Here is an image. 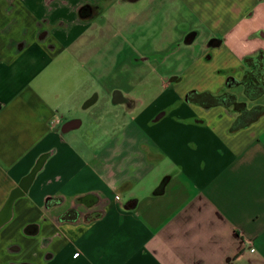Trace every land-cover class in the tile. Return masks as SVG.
<instances>
[{
    "label": "crops",
    "instance_id": "1",
    "mask_svg": "<svg viewBox=\"0 0 264 264\" xmlns=\"http://www.w3.org/2000/svg\"><path fill=\"white\" fill-rule=\"evenodd\" d=\"M259 51L264 0H0V264H264V114L186 101Z\"/></svg>",
    "mask_w": 264,
    "mask_h": 264
},
{
    "label": "trees",
    "instance_id": "2",
    "mask_svg": "<svg viewBox=\"0 0 264 264\" xmlns=\"http://www.w3.org/2000/svg\"><path fill=\"white\" fill-rule=\"evenodd\" d=\"M242 63L244 69L241 78L239 80L228 78L224 88L225 90L241 88L244 101L227 91L218 96H213L207 92L200 94L190 92L186 96L188 103H195L204 109L216 106L231 108L236 114L230 127L231 132L246 128L264 114L262 106L255 105L248 108L245 103V100L255 101L264 95V52L259 51L255 55L246 56L242 59ZM15 193L16 191L11 193L7 202L8 205L15 197Z\"/></svg>",
    "mask_w": 264,
    "mask_h": 264
},
{
    "label": "water",
    "instance_id": "3",
    "mask_svg": "<svg viewBox=\"0 0 264 264\" xmlns=\"http://www.w3.org/2000/svg\"><path fill=\"white\" fill-rule=\"evenodd\" d=\"M190 40H191V39H187V40H186V43H189V42H190ZM67 127H69V126H67Z\"/></svg>",
    "mask_w": 264,
    "mask_h": 264
},
{
    "label": "rangeland",
    "instance_id": "4",
    "mask_svg": "<svg viewBox=\"0 0 264 264\" xmlns=\"http://www.w3.org/2000/svg\"><path fill=\"white\" fill-rule=\"evenodd\" d=\"M149 39V38H148ZM130 40H131V38H130ZM235 90H237L236 88H235ZM247 101V100H246ZM247 102H250V101H247ZM248 107V106H247Z\"/></svg>",
    "mask_w": 264,
    "mask_h": 264
},
{
    "label": "flooded vegetation",
    "instance_id": "5",
    "mask_svg": "<svg viewBox=\"0 0 264 264\" xmlns=\"http://www.w3.org/2000/svg\"><path fill=\"white\" fill-rule=\"evenodd\" d=\"M84 10H88V8H84Z\"/></svg>",
    "mask_w": 264,
    "mask_h": 264
}]
</instances>
